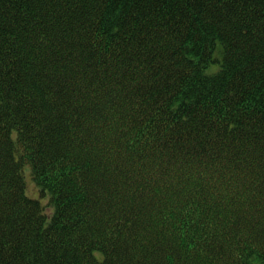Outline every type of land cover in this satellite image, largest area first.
<instances>
[{
  "label": "trees",
  "instance_id": "obj_1",
  "mask_svg": "<svg viewBox=\"0 0 264 264\" xmlns=\"http://www.w3.org/2000/svg\"><path fill=\"white\" fill-rule=\"evenodd\" d=\"M0 264H264V0H0Z\"/></svg>",
  "mask_w": 264,
  "mask_h": 264
},
{
  "label": "rangeland",
  "instance_id": "obj_2",
  "mask_svg": "<svg viewBox=\"0 0 264 264\" xmlns=\"http://www.w3.org/2000/svg\"><path fill=\"white\" fill-rule=\"evenodd\" d=\"M30 184H31V183H30ZM30 192L33 193V194H35V193H36L35 188L31 186Z\"/></svg>",
  "mask_w": 264,
  "mask_h": 264
}]
</instances>
